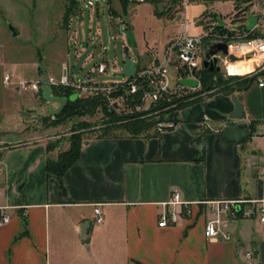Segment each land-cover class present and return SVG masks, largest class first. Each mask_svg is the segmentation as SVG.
Masks as SVG:
<instances>
[{"label": "crops", "instance_id": "obj_1", "mask_svg": "<svg viewBox=\"0 0 264 264\" xmlns=\"http://www.w3.org/2000/svg\"><path fill=\"white\" fill-rule=\"evenodd\" d=\"M2 64L0 215L10 219L0 225V264H244L249 248L264 263V226L253 219L229 220V239L207 238L196 206L192 217L157 224L172 189L186 201L264 197V86L253 81L158 115L162 131L82 137L79 157L58 179L47 174L46 160L69 141L48 145L23 127L58 103L18 86L36 81L21 63ZM134 65L141 67L138 59ZM62 73L75 81L66 65ZM91 79L81 83L100 84ZM231 95L243 106L241 118L229 117Z\"/></svg>", "mask_w": 264, "mask_h": 264}, {"label": "rangeland", "instance_id": "obj_2", "mask_svg": "<svg viewBox=\"0 0 264 264\" xmlns=\"http://www.w3.org/2000/svg\"><path fill=\"white\" fill-rule=\"evenodd\" d=\"M178 6L172 0H147L144 3L125 0L122 4L119 0H0V83L3 62L21 63L36 81H40L43 75L58 80L66 65L69 75L78 83L89 73L100 83L96 85L119 82L126 77L123 72L125 55L130 56L134 64L138 59L141 67L159 63L168 40L178 35L185 18L188 32L197 33L200 28L194 27L193 22L202 16L206 8V13L225 19L235 12L231 0H213L209 4L195 1L185 11L181 6L177 9ZM9 25L18 30L17 35L12 36ZM99 61L107 63L105 73L95 70ZM168 75L171 88L180 84L179 75L171 67H168ZM221 76L227 85L233 86L212 87L197 97L205 98L218 90L231 92L242 88L250 83L255 74L222 73ZM85 85L95 84L89 82ZM72 88L71 96L80 98L70 103L64 112H51V109H57L52 103L51 109L45 107L38 117L24 123L23 127L28 125L27 129L31 130L30 138L43 139L50 145L58 139L70 142L72 134L81 138L120 134L122 132L118 129L113 131L115 126L133 120L128 118L132 112L126 107L121 94L98 93L91 89L84 92L77 87ZM193 91L195 89L178 87L174 96ZM52 94L55 95L53 88ZM70 97L67 99L72 100ZM40 100L43 101L41 96ZM170 110L172 107H166L159 115ZM157 116H151L156 124ZM156 130L153 126L147 133Z\"/></svg>", "mask_w": 264, "mask_h": 264}, {"label": "built area", "instance_id": "obj_3", "mask_svg": "<svg viewBox=\"0 0 264 264\" xmlns=\"http://www.w3.org/2000/svg\"><path fill=\"white\" fill-rule=\"evenodd\" d=\"M95 2L101 0H94ZM134 3H144L147 0H129ZM182 8H185L195 0H175ZM235 12L227 19L214 17L210 14H202L193 22L194 27H200L198 33L188 32V22L185 18L180 33L171 39L163 50V59L149 67L136 68L133 76H126L119 82L101 83V85H89L88 90L96 92L120 93L125 100L135 99L132 106H126L131 112L146 111L148 107L159 100L161 96L174 93L178 87L196 89L200 87L201 79L199 71L203 68L202 61L208 45L216 42L227 44L228 52L216 53L217 64L228 73L227 67L236 61L250 63L251 69L247 72L255 74L254 83L259 87L264 86V0H239L235 5ZM229 13V14H230ZM254 17L255 23L246 29L248 17ZM235 18V20H233ZM239 21V22H233ZM250 35V36H249ZM204 50V51H203ZM204 52V53H203ZM235 56L231 60L229 55ZM168 67H171L179 75L180 79L189 78L196 82V87L178 84L170 87ZM106 63L99 62L95 70L105 73ZM246 72V73H247ZM10 75H4V81L8 82ZM46 87L52 89L57 85H69L83 89L85 83H78L67 77L56 80L47 77ZM18 86L23 90L35 93L42 92V81H30L22 79ZM126 105V104H125ZM164 125L161 121L156 124V129L162 131ZM165 207L158 214V226L167 227L178 222L181 218H189L194 214V206L199 207L201 214L205 216L204 235L207 238L221 237L229 239L230 234L226 230V223L237 218L253 219L264 226V197L251 199H221L186 201L177 189H172L170 197L163 202ZM170 208H167V207ZM95 220L102 221L99 208H94ZM10 219L8 214L0 215V225ZM244 264H264L258 259L256 248H249L243 252Z\"/></svg>", "mask_w": 264, "mask_h": 264}, {"label": "trees", "instance_id": "obj_4", "mask_svg": "<svg viewBox=\"0 0 264 264\" xmlns=\"http://www.w3.org/2000/svg\"><path fill=\"white\" fill-rule=\"evenodd\" d=\"M122 4L125 0H119ZM236 3L238 0H235ZM203 14H206L204 12ZM250 36V35H249ZM136 68H139L136 66ZM200 74V87L198 90L195 89L193 92H189L187 95H180L179 97H175L174 93L168 95V96H161L158 101L155 103H152L150 107L146 111L142 112H132L131 114H128V118L133 119L131 122L126 123L124 125L118 126L114 128L113 131H116L117 129L122 132L120 134H128L131 136H138V135H147V133L151 127L156 126V121H152L151 116H157L159 113L163 112V110L166 107H172V110L177 111L178 109H181L185 106H188L190 104H193L195 102L203 100L201 97H197V95L204 90H208L212 87H217L222 85L223 88L227 86H233V84H228L227 82L222 78L219 71H208L204 68H202L199 71ZM256 76L252 77L250 83L254 81ZM249 83V84H250ZM249 84L243 85L242 88H238L235 90H240L246 88ZM53 92L55 95L61 96V97H70L72 95V87L70 88L69 85H57L53 86ZM233 88V87H232ZM233 90V91H235ZM233 91H222L218 90L216 93H224V94H230ZM120 94V93H115ZM215 94V93H213ZM212 95V94H211ZM210 96V95H209ZM80 98V97H79ZM79 98H75L72 100H68L66 104L58 111V114L61 112H64L66 108H68V105L70 103H74L79 100ZM135 102V99L131 100H125L126 106H132ZM172 110H170L172 112ZM167 111V112H170ZM56 114V115H58ZM149 114H152L149 116ZM112 134V133H111ZM119 134V135H120ZM107 135V134H103ZM110 135V134H109ZM80 141L81 137L77 136L76 134L71 135V139L69 142V147L61 151L58 154L57 159H50L47 158L46 160V170L48 175H54L58 179H61L64 172L77 160L80 154Z\"/></svg>", "mask_w": 264, "mask_h": 264}, {"label": "water", "instance_id": "obj_5", "mask_svg": "<svg viewBox=\"0 0 264 264\" xmlns=\"http://www.w3.org/2000/svg\"><path fill=\"white\" fill-rule=\"evenodd\" d=\"M255 23L254 17H248V25L246 29H249L253 24ZM9 30L11 31L12 36H15L18 34V30L14 28L13 26L9 25ZM222 52L223 54H227L228 47L227 44L224 42H216L212 43L207 46L206 51L204 53L202 65L203 68L208 71H219L220 73H224V69L221 68L218 64V58L216 57V53ZM229 58L231 60H235V56L230 54ZM136 67L130 57L128 55L124 56V68L123 72L126 76H133L135 73ZM42 81V94L45 97L47 102L55 101L59 105L57 109H55L53 112H58L68 101L67 97H61V96H55L52 94V89L50 87H46V81L47 76L43 75L41 77ZM180 83L183 85H189L191 87H196V82L193 79L189 78H183L180 79ZM75 95L71 96L70 99H74ZM231 100L234 104V110L229 114L230 118H241L244 113L243 106L241 102L236 98L235 95H231Z\"/></svg>", "mask_w": 264, "mask_h": 264}, {"label": "bare ground", "instance_id": "obj_6", "mask_svg": "<svg viewBox=\"0 0 264 264\" xmlns=\"http://www.w3.org/2000/svg\"><path fill=\"white\" fill-rule=\"evenodd\" d=\"M250 69H251L250 63H246L243 61H236V63H231L227 67V71L229 75H232V74L242 75L243 73H246Z\"/></svg>", "mask_w": 264, "mask_h": 264}]
</instances>
